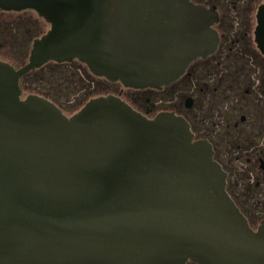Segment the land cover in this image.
<instances>
[{
	"label": "water",
	"instance_id": "water-1",
	"mask_svg": "<svg viewBox=\"0 0 264 264\" xmlns=\"http://www.w3.org/2000/svg\"><path fill=\"white\" fill-rule=\"evenodd\" d=\"M49 28L19 67L0 59V264H264L211 144L172 111L114 94L68 115L20 78L84 62L129 87H161L212 53L217 12L192 0H0ZM255 36L264 53V0Z\"/></svg>",
	"mask_w": 264,
	"mask_h": 264
},
{
	"label": "flooded vegetation",
	"instance_id": "flooded-vegetation-1",
	"mask_svg": "<svg viewBox=\"0 0 264 264\" xmlns=\"http://www.w3.org/2000/svg\"><path fill=\"white\" fill-rule=\"evenodd\" d=\"M192 1L217 12L213 27L219 40L212 53L192 60L179 78L161 87L137 88L89 73L127 88L117 90L114 85L97 95H117L149 117L160 111L183 116L194 138L211 144L213 158L226 172L227 192L250 226L258 229L264 221V53L255 27L263 0ZM48 26L33 9L0 8V59L25 63L33 40ZM46 63L84 62L75 58Z\"/></svg>",
	"mask_w": 264,
	"mask_h": 264
},
{
	"label": "rangeland",
	"instance_id": "rangeland-1",
	"mask_svg": "<svg viewBox=\"0 0 264 264\" xmlns=\"http://www.w3.org/2000/svg\"><path fill=\"white\" fill-rule=\"evenodd\" d=\"M13 62L16 67L23 64L22 59ZM62 72L67 74L65 78L59 76ZM21 78L23 96L30 92L45 95L58 103L68 115L78 110L90 97L105 92L114 85H118L117 90L122 88L127 91L120 82L108 83L104 78L90 74L84 63H46L42 68L32 69ZM82 84L86 86L84 90ZM185 264L198 263L188 261Z\"/></svg>",
	"mask_w": 264,
	"mask_h": 264
},
{
	"label": "trees",
	"instance_id": "trees-1",
	"mask_svg": "<svg viewBox=\"0 0 264 264\" xmlns=\"http://www.w3.org/2000/svg\"><path fill=\"white\" fill-rule=\"evenodd\" d=\"M44 66V65H43ZM43 66H41V67H39V68H42ZM39 68H37V69H39ZM22 79V78H21Z\"/></svg>",
	"mask_w": 264,
	"mask_h": 264
}]
</instances>
